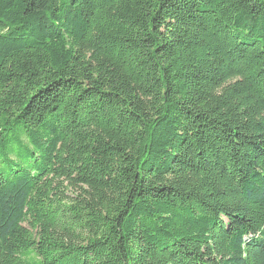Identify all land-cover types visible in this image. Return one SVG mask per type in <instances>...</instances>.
<instances>
[{
  "label": "trees",
  "instance_id": "obj_1",
  "mask_svg": "<svg viewBox=\"0 0 264 264\" xmlns=\"http://www.w3.org/2000/svg\"><path fill=\"white\" fill-rule=\"evenodd\" d=\"M0 264H264V0H0Z\"/></svg>",
  "mask_w": 264,
  "mask_h": 264
}]
</instances>
